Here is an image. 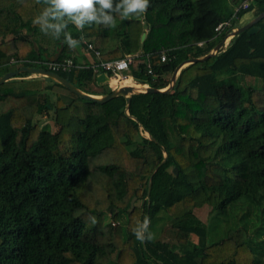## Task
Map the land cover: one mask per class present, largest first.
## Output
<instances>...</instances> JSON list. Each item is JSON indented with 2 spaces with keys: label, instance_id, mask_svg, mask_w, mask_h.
Returning <instances> with one entry per match:
<instances>
[{
  "label": "trees",
  "instance_id": "1",
  "mask_svg": "<svg viewBox=\"0 0 264 264\" xmlns=\"http://www.w3.org/2000/svg\"><path fill=\"white\" fill-rule=\"evenodd\" d=\"M242 2L149 0L144 14L78 30L44 15L48 0H0V76L51 70L61 44L56 61L79 65L70 42L85 40L95 63L52 71L104 95L89 88L92 66L132 55L127 75L164 89L181 62L264 11V0ZM255 25L183 67L168 91L132 94L128 114L122 95L97 103L44 76L0 84V264H264V17ZM50 112L53 130L36 120ZM204 206L207 223L195 214ZM145 217L150 238L138 239ZM211 221L224 228L209 243Z\"/></svg>",
  "mask_w": 264,
  "mask_h": 264
},
{
  "label": "water",
  "instance_id": "2",
  "mask_svg": "<svg viewBox=\"0 0 264 264\" xmlns=\"http://www.w3.org/2000/svg\"><path fill=\"white\" fill-rule=\"evenodd\" d=\"M263 17H264V11L259 13L257 16L253 17L248 22L242 24L241 26H238V27L234 28L233 30H231V32H229L227 35H225L223 40H221L211 50L210 53L204 55L203 57L192 58V59H189V60L181 62L175 68L173 73L171 74V82L164 89H160L159 90V89L150 87L148 84H144L141 87H132V86H128V85H120L117 88L111 89L110 93H107V94H104V95H93V94L86 93V92L82 91L81 89L77 88L72 83L67 81L65 78H63L62 76L58 75L56 72H53L51 70H47V69H44V68H40V67H33V66H21L20 68H18L16 70H12V71L4 73L3 75L0 76V84H2L5 81H8L10 79L16 78L17 75L20 74V73H28L29 75H40V76L48 77L51 80L63 85L65 88H67L72 93L76 94L77 96H79L82 99L91 100V101H94V102H97V103H104V102H107L110 99H112V98H114V97H116L118 95H122L125 98V100H126L125 112H126V114H128L127 107L129 105L130 98H131L132 94L142 93V92H156V91L166 92V91H168L172 87V85H173V83H174V81L176 79V76L179 74L180 70L183 67L187 66L188 64L194 63V62H196L198 60H203V59L207 58L208 56L214 55L215 53H217L225 45V41H226L227 38L230 39L234 35L242 32L244 30H247L248 34H253V33L257 32L259 27L257 25H255V24ZM144 38H145V33H143L141 35V40H143ZM61 49H62V44L60 45L59 50L54 54V56L48 57V59L50 61H56L58 59V56L60 54ZM109 79H110V77L108 76V74L106 72H101V73L96 75V83L98 85H101V84H104V83H109ZM144 133L146 134V136L148 138L153 139L148 132H144ZM164 155H165V157L167 156L166 153ZM174 172L177 173V169L176 168H174ZM150 182L151 181L149 179L148 194H149V191H150ZM133 203H134V198L131 200L130 209H132Z\"/></svg>",
  "mask_w": 264,
  "mask_h": 264
},
{
  "label": "clouds",
  "instance_id": "3",
  "mask_svg": "<svg viewBox=\"0 0 264 264\" xmlns=\"http://www.w3.org/2000/svg\"><path fill=\"white\" fill-rule=\"evenodd\" d=\"M51 9L46 10L44 15L51 14L56 18L67 15L78 30H81L85 24H103L110 26L114 23V14L122 17L131 15H141L146 13L149 7V0H48ZM75 14V15H73ZM37 17L33 19L36 25ZM58 32L62 25H50ZM43 32L44 29L41 28ZM74 47L75 42H70ZM150 220L145 217L139 221L133 229L138 239L150 238L148 236Z\"/></svg>",
  "mask_w": 264,
  "mask_h": 264
},
{
  "label": "built area",
  "instance_id": "4",
  "mask_svg": "<svg viewBox=\"0 0 264 264\" xmlns=\"http://www.w3.org/2000/svg\"><path fill=\"white\" fill-rule=\"evenodd\" d=\"M252 0H243L241 7L245 8L248 6L249 2ZM231 25L230 21H226L223 23H220L216 26L215 30L220 31L223 28L229 27ZM83 43L87 45V49L92 51L93 54L98 57L100 52L99 50H96L92 43H88L85 40H82ZM202 43L200 42L199 45ZM166 55L165 53L161 54V60H165ZM132 62V55H125L123 58L120 59H114V60H108V61H100L99 63L93 65L94 72L96 74H99L101 72H106L110 78H119V77H127V72L129 71V66ZM48 67L52 70H69L73 66H80L74 65L72 60L70 58H67L63 61H50L47 63ZM101 70V72L99 71ZM150 72V70H149ZM109 84V83H108ZM116 84L114 87H111L112 89L116 88Z\"/></svg>",
  "mask_w": 264,
  "mask_h": 264
},
{
  "label": "rangeland",
  "instance_id": "5",
  "mask_svg": "<svg viewBox=\"0 0 264 264\" xmlns=\"http://www.w3.org/2000/svg\"><path fill=\"white\" fill-rule=\"evenodd\" d=\"M225 45L222 47L224 48ZM38 77H41L40 75H28L27 77H25L26 79H31V78H38ZM18 78V77H17ZM169 81L171 82V75L169 77ZM239 81L241 82H244V83H249L251 85H254V86H261L262 83L260 81V79L258 78H255V77H250V76H246V75H240L239 76ZM109 84L113 86L112 84V80L110 78V82ZM108 83H104V84H101V85H98L97 83H93L89 86L90 90L92 91H95V92H102L104 90V88H111L109 86ZM137 84V83H136ZM142 84V83H141ZM123 85V84H122ZM144 85V84H143ZM112 89V88H111ZM36 120L38 122H40L41 124H47L48 125V128L53 130L55 127H54V123H53V119H52V112L48 113L47 115H39L36 117ZM146 135V134H145ZM135 201V200H134ZM236 215L239 216V214H237L236 212H234ZM195 214L196 216L201 219L203 222L207 223L208 221H210V217H211V209L210 207L208 206H204L202 207L201 209L195 211ZM215 228V230L211 231V228ZM208 228L210 229V233L209 236H208V242H212V241H216V240H220L222 234H221V228H222V231H223V228L224 227H221L219 226L218 228L214 225L213 221L210 222V224L208 225Z\"/></svg>",
  "mask_w": 264,
  "mask_h": 264
},
{
  "label": "crops",
  "instance_id": "6",
  "mask_svg": "<svg viewBox=\"0 0 264 264\" xmlns=\"http://www.w3.org/2000/svg\"><path fill=\"white\" fill-rule=\"evenodd\" d=\"M252 18L253 17H251V14H247L243 17L241 22L244 24V23L248 22L249 20H251ZM229 40H230L229 38L226 39L225 46L228 44ZM73 56L75 57V59L77 60V62L79 64H88V63L93 64V63H95V56L93 55V53L91 51H89L86 47H84V46H82L76 42H75V46H74ZM131 78H132V80H134L133 77H131ZM134 81H136V80H134ZM118 86H120V85H117V87Z\"/></svg>",
  "mask_w": 264,
  "mask_h": 264
},
{
  "label": "bare ground",
  "instance_id": "7",
  "mask_svg": "<svg viewBox=\"0 0 264 264\" xmlns=\"http://www.w3.org/2000/svg\"><path fill=\"white\" fill-rule=\"evenodd\" d=\"M111 80H112L113 86H115L116 84H119V85L123 84V85L132 86V87H141L143 85V84L139 83L138 81L136 82V81L132 80V78L130 76L111 78ZM109 82H110V79H109Z\"/></svg>",
  "mask_w": 264,
  "mask_h": 264
}]
</instances>
